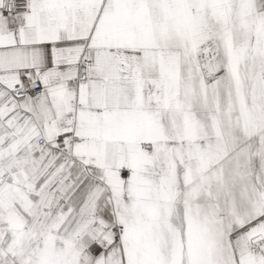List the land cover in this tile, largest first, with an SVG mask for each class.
I'll return each mask as SVG.
<instances>
[{
	"label": "snow or ice",
	"instance_id": "obj_1",
	"mask_svg": "<svg viewBox=\"0 0 264 264\" xmlns=\"http://www.w3.org/2000/svg\"><path fill=\"white\" fill-rule=\"evenodd\" d=\"M0 264H264V0H0Z\"/></svg>",
	"mask_w": 264,
	"mask_h": 264
}]
</instances>
